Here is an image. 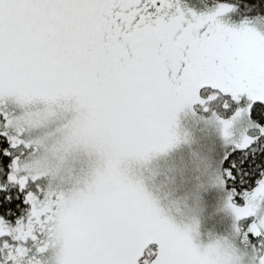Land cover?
Segmentation results:
<instances>
[{
	"label": "snow or ice",
	"instance_id": "1",
	"mask_svg": "<svg viewBox=\"0 0 264 264\" xmlns=\"http://www.w3.org/2000/svg\"><path fill=\"white\" fill-rule=\"evenodd\" d=\"M0 264H264V0H0Z\"/></svg>",
	"mask_w": 264,
	"mask_h": 264
}]
</instances>
